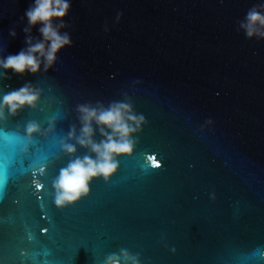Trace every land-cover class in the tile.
Here are the masks:
<instances>
[{"label": "water", "instance_id": "obj_1", "mask_svg": "<svg viewBox=\"0 0 264 264\" xmlns=\"http://www.w3.org/2000/svg\"><path fill=\"white\" fill-rule=\"evenodd\" d=\"M30 3L0 0L5 54L26 47ZM71 5L61 31L72 44L53 68L0 78V92L41 89L36 108L0 120V133L41 128L27 151L0 142V264H103L121 249L141 264H264V37L240 27L264 0ZM97 101H130L146 122L109 182L58 208L51 182L72 158L61 140L79 132L76 106Z\"/></svg>", "mask_w": 264, "mask_h": 264}, {"label": "clouds", "instance_id": "obj_2", "mask_svg": "<svg viewBox=\"0 0 264 264\" xmlns=\"http://www.w3.org/2000/svg\"><path fill=\"white\" fill-rule=\"evenodd\" d=\"M71 6V0H31L22 17L27 22L22 28L26 47L7 54L0 48V78L11 79L9 73L35 75L53 68L58 54L72 44L69 33L61 31L66 26L65 18ZM33 27L40 33V39H33ZM240 27L247 38L264 37V11L256 6L250 8ZM8 34L16 37L15 27L9 28ZM40 98L41 89L27 80L19 87L0 92V120L7 119L9 115L15 116L25 108H36ZM97 105L78 104L79 132L72 126L67 138L61 140V150L72 158L59 169L51 182L53 203L58 208L74 206L87 197L95 180L109 182L119 169V158L135 152L136 134L146 122L145 117L135 112L130 101H112L107 106L97 101ZM51 127L52 124L49 125ZM97 130L102 137L99 141L95 139ZM38 132H41L39 124L27 121L22 132L0 133V142L8 144L11 150L27 151L28 145L23 143L25 137L31 142ZM77 144L88 149L90 154L76 155ZM33 171L43 172L44 168ZM3 173L4 165L0 162V175ZM42 188L43 185L37 183V189ZM103 264L141 262L137 254L121 249L119 253L107 255Z\"/></svg>", "mask_w": 264, "mask_h": 264}, {"label": "snow or ice", "instance_id": "obj_3", "mask_svg": "<svg viewBox=\"0 0 264 264\" xmlns=\"http://www.w3.org/2000/svg\"><path fill=\"white\" fill-rule=\"evenodd\" d=\"M42 229L44 230V232H46V231H47V229H46V228H42ZM42 229H41V230H42Z\"/></svg>", "mask_w": 264, "mask_h": 264}]
</instances>
